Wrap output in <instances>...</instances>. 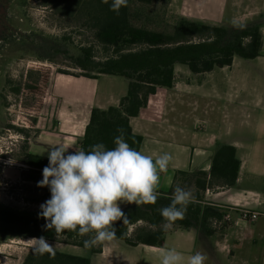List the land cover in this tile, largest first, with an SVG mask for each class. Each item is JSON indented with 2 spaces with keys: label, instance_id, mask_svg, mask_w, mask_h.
Returning a JSON list of instances; mask_svg holds the SVG:
<instances>
[{
  "label": "crops",
  "instance_id": "obj_1",
  "mask_svg": "<svg viewBox=\"0 0 264 264\" xmlns=\"http://www.w3.org/2000/svg\"><path fill=\"white\" fill-rule=\"evenodd\" d=\"M194 1V6L201 5L202 0ZM205 3L208 20L201 17L197 21L206 24L216 25L213 23L227 16L242 24L264 19V0ZM260 30V56L235 57L231 66L204 75L177 64L173 87L158 88L147 107L130 119L133 132L142 135L141 152L172 156L167 172L160 176L158 191L163 193L170 190L177 170L209 172L218 144L237 150L240 172L235 186L207 189L204 196L206 203L224 213L222 221L213 222V235L206 236L198 228L181 230L172 226L167 234L179 233L180 237L169 246L165 234L162 248H175L185 259L201 252L207 257L205 264H264V216L255 222L241 218L242 210L264 214V21ZM114 78L51 73L36 117L37 132L29 139L30 152L48 158L50 148L61 143L73 147L69 153L80 150L92 110L118 106L128 92L124 88L115 91ZM104 83L108 89H104ZM52 117L53 123L45 128L46 118ZM10 168H3L1 176L14 180L6 173ZM131 205L121 203L120 207L123 211ZM162 248L129 246L116 239L103 245L102 252L92 254L90 260L91 264H160Z\"/></svg>",
  "mask_w": 264,
  "mask_h": 264
},
{
  "label": "trees",
  "instance_id": "obj_2",
  "mask_svg": "<svg viewBox=\"0 0 264 264\" xmlns=\"http://www.w3.org/2000/svg\"><path fill=\"white\" fill-rule=\"evenodd\" d=\"M110 5L111 0L108 4L101 0L76 1L86 26L94 32L96 42L110 53L106 58H97L94 47L81 46L78 55L69 57L73 67L81 70L80 75L86 78L118 76L129 82L128 92L120 99L118 106L92 110L85 135L79 143L80 150L86 152L97 143H103L107 149L114 148V140L120 135L118 129H123L125 141L140 151L143 138L133 132L130 119L137 117L147 107L149 98L157 93L158 88L173 87L177 64L186 66L193 74L204 75L215 68L231 66L235 57L255 59L261 53V22L240 25L230 31L222 26L181 17L171 30H152L132 23V0H128L127 7H122L119 14L111 11ZM59 73L71 75L63 71ZM49 76L43 79L45 90ZM30 90L41 91L37 87ZM23 155L20 161L37 171H43L49 164L47 157L30 152L29 143L24 145ZM239 172L236 148L218 144L209 172L177 170L170 190L167 193L159 191L156 204L140 207L134 204L124 209L127 222L120 220L114 224L117 240L129 246L164 247L167 231L162 229L165 221L158 209L171 203L177 185L191 190L195 200L188 205L184 218L175 221L173 226L181 230L198 228L206 236L213 235V222L222 221L224 213L217 206L205 202V193L207 189L217 186H235ZM41 236L47 241L81 248H85L83 241L88 239L70 231L56 239L54 230L46 229H38L27 235L30 238ZM102 249L103 245H100L89 250L91 254H96ZM22 264H91V260L58 251H55L54 257L47 253L40 255L31 248Z\"/></svg>",
  "mask_w": 264,
  "mask_h": 264
},
{
  "label": "rangeland",
  "instance_id": "obj_3",
  "mask_svg": "<svg viewBox=\"0 0 264 264\" xmlns=\"http://www.w3.org/2000/svg\"><path fill=\"white\" fill-rule=\"evenodd\" d=\"M76 1L0 0V175L4 166L18 172L15 181L0 178V264H22L33 248L27 235L45 229L46 221L38 214L40 205L51 197L50 189L37 186L43 179L42 171L20 161L24 145L37 132L34 127L43 106L44 77L61 71L80 75L82 71L73 67L69 57L78 55L81 46L94 47L97 58H106L110 53L96 42ZM194 2L132 0L131 21L147 29L168 31L181 17L208 20L207 0H202L200 6H194ZM222 20L213 24L230 31L249 23L232 21L229 16ZM260 21L264 19L256 18L253 22ZM183 68L189 71L186 66ZM114 79L115 91H128V80L118 76ZM103 86L109 88L107 83ZM32 87L41 91L32 92ZM52 120L53 117L46 118L45 128ZM13 163L25 167L11 166ZM179 237V233L166 234L168 245H174ZM48 243L65 254L83 258L92 255L80 246Z\"/></svg>",
  "mask_w": 264,
  "mask_h": 264
},
{
  "label": "clouds",
  "instance_id": "obj_4",
  "mask_svg": "<svg viewBox=\"0 0 264 264\" xmlns=\"http://www.w3.org/2000/svg\"><path fill=\"white\" fill-rule=\"evenodd\" d=\"M108 4L109 0H101ZM128 0H111L110 10L119 14ZM115 147L107 149L103 143L91 146L90 151L75 150L71 145L56 144L48 153L49 164L43 168L38 187H49L51 197L40 205L39 216L45 219V229L54 230L56 239L67 232L87 236L86 249L111 244L117 239L114 224L127 217L120 204L137 207L156 204L159 197L160 176L166 173L172 156L169 153L149 155L132 148L118 129ZM67 153V155H66ZM191 190L179 185L174 189L171 203L158 209L165 223L163 231L183 219L187 207L194 202ZM36 253L55 256V245L43 237L31 238ZM207 257L196 252L185 259L175 248L160 249V264H205Z\"/></svg>",
  "mask_w": 264,
  "mask_h": 264
},
{
  "label": "built area",
  "instance_id": "obj_5",
  "mask_svg": "<svg viewBox=\"0 0 264 264\" xmlns=\"http://www.w3.org/2000/svg\"><path fill=\"white\" fill-rule=\"evenodd\" d=\"M12 166L13 165H16L15 163L11 164ZM16 166H19V165H16ZM241 218L245 221H249V222H255L258 220L259 217H262L264 216V214H258L256 212H251L249 210H242L241 211ZM226 220H229L228 216H226L225 218Z\"/></svg>",
  "mask_w": 264,
  "mask_h": 264
},
{
  "label": "water",
  "instance_id": "obj_6",
  "mask_svg": "<svg viewBox=\"0 0 264 264\" xmlns=\"http://www.w3.org/2000/svg\"><path fill=\"white\" fill-rule=\"evenodd\" d=\"M7 175L11 176L13 179L17 178L18 172L12 169H6Z\"/></svg>",
  "mask_w": 264,
  "mask_h": 264
},
{
  "label": "flooded vegetation",
  "instance_id": "obj_7",
  "mask_svg": "<svg viewBox=\"0 0 264 264\" xmlns=\"http://www.w3.org/2000/svg\"><path fill=\"white\" fill-rule=\"evenodd\" d=\"M5 165L8 166L9 163H5ZM11 166H12V165H11ZM3 168H5V166H4ZM1 173H2V170H1ZM0 178H1V179H7V180H9V181H15V180H12V179H8V178H6V177H3V176H1V175H0Z\"/></svg>",
  "mask_w": 264,
  "mask_h": 264
},
{
  "label": "bare ground",
  "instance_id": "obj_8",
  "mask_svg": "<svg viewBox=\"0 0 264 264\" xmlns=\"http://www.w3.org/2000/svg\"><path fill=\"white\" fill-rule=\"evenodd\" d=\"M16 164V163H15ZM20 166H24V165H22V164H19ZM25 167V166H24Z\"/></svg>",
  "mask_w": 264,
  "mask_h": 264
}]
</instances>
